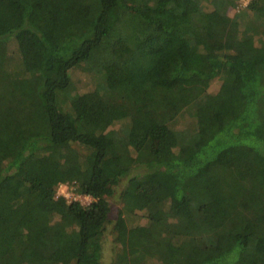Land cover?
<instances>
[{"label":"trees","instance_id":"obj_1","mask_svg":"<svg viewBox=\"0 0 264 264\" xmlns=\"http://www.w3.org/2000/svg\"><path fill=\"white\" fill-rule=\"evenodd\" d=\"M236 1L0 0V264H102L125 178L119 218L147 222L125 223L112 264H264V40L241 35ZM248 8L264 19V0ZM20 30L21 73L6 45ZM81 63L106 84L67 117ZM182 113L194 128L174 126Z\"/></svg>","mask_w":264,"mask_h":264},{"label":"rangeland","instance_id":"obj_2","mask_svg":"<svg viewBox=\"0 0 264 264\" xmlns=\"http://www.w3.org/2000/svg\"><path fill=\"white\" fill-rule=\"evenodd\" d=\"M215 0H202L203 8L206 11H213L215 9ZM252 0H238L235 4L227 6L226 12L231 18H237L239 22V29L241 35L250 34L251 31L248 29L250 26L254 27L257 32L251 35L254 37L256 45H261L264 40V19L256 18L255 13L248 8L249 3ZM23 30L19 31L18 35H13L6 40V45L9 54L8 68L14 72L26 71V54L29 50V41L24 39L22 36ZM28 49V50H27ZM72 78V88L70 93L63 98L61 108L67 117H72L71 98L77 94L92 93L97 90L104 89L105 87V76L103 72L91 71L88 69L86 63H81L70 70ZM221 84V76L216 77L212 80L209 92L215 93L219 90ZM64 97V96H63ZM94 97V95H93ZM95 99H100V95L97 93ZM129 120L125 119L122 121L115 122L110 129H121L128 127ZM174 126L178 129L194 128V121L190 118L188 113L180 114L174 123ZM82 152L86 150L81 147ZM144 172L145 169H139ZM128 178L122 180L116 187L114 195L109 199L111 203L110 217L106 223L105 231L102 239V264H112L117 254L122 249V244L117 241L118 232L127 223V225L134 224H145L147 218L145 217L144 211H137L136 214L127 216L124 220L119 218V211L123 207L121 198V192L127 184ZM76 186L73 184H61L57 188V194L66 197L68 201L79 200L84 205H89L93 198L89 195L78 194L75 192ZM145 264H160L156 259H146Z\"/></svg>","mask_w":264,"mask_h":264}]
</instances>
